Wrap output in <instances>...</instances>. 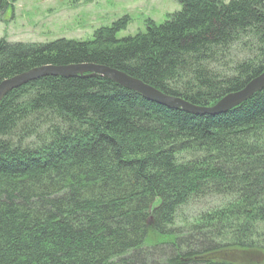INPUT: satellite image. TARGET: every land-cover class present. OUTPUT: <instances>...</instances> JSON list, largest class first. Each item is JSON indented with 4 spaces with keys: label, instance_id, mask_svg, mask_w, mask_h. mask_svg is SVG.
Instances as JSON below:
<instances>
[{
    "label": "trees",
    "instance_id": "obj_1",
    "mask_svg": "<svg viewBox=\"0 0 264 264\" xmlns=\"http://www.w3.org/2000/svg\"><path fill=\"white\" fill-rule=\"evenodd\" d=\"M172 1L178 12L121 40L127 18L88 41L0 40V83L96 65L210 107L264 72V0ZM194 203L204 208L187 220ZM0 264H264V89L215 116L101 77L12 90L0 101Z\"/></svg>",
    "mask_w": 264,
    "mask_h": 264
},
{
    "label": "rangeland",
    "instance_id": "obj_2",
    "mask_svg": "<svg viewBox=\"0 0 264 264\" xmlns=\"http://www.w3.org/2000/svg\"><path fill=\"white\" fill-rule=\"evenodd\" d=\"M179 10L180 5L172 0H17L0 10V40L12 44L88 41L97 29L127 18L125 28L116 34L121 40L143 33L148 20L160 25ZM202 208L203 204L194 203L183 215L191 220Z\"/></svg>",
    "mask_w": 264,
    "mask_h": 264
},
{
    "label": "water",
    "instance_id": "obj_3",
    "mask_svg": "<svg viewBox=\"0 0 264 264\" xmlns=\"http://www.w3.org/2000/svg\"><path fill=\"white\" fill-rule=\"evenodd\" d=\"M45 76L61 77H101L119 87L131 91L143 99L171 110H180L192 115L215 116L226 113L246 102L254 94L264 89V72L251 80L238 92L229 93L210 107L195 106L183 99L166 95L151 86L122 72L96 65H70L64 67L44 66L31 69L0 83V101L12 90Z\"/></svg>",
    "mask_w": 264,
    "mask_h": 264
}]
</instances>
